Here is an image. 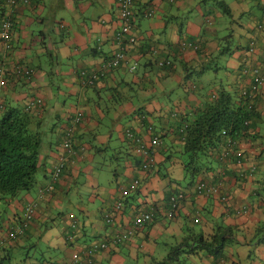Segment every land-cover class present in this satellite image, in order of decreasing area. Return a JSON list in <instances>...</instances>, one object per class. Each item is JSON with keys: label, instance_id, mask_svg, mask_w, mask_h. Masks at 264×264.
I'll return each mask as SVG.
<instances>
[{"label": "crops", "instance_id": "1", "mask_svg": "<svg viewBox=\"0 0 264 264\" xmlns=\"http://www.w3.org/2000/svg\"><path fill=\"white\" fill-rule=\"evenodd\" d=\"M222 1L230 15L213 0H134V43L119 38L117 0H29L12 10L13 50L0 47V99L6 106L29 104L40 120L42 164L34 189L8 201L0 264L22 249L29 253L21 264H72L76 253L78 264H264V85L255 118L235 139L238 160H218L209 151L199 159L206 169L194 176L182 153L186 121L222 91L239 99L252 83L244 71L264 68V31L257 28L264 0ZM9 10L0 0V19ZM188 42L197 48L186 47ZM117 53H124L119 66L85 88L81 72L100 73ZM15 67L33 73L18 78ZM76 117L73 154L54 189L41 193ZM128 129L146 145L159 136L150 159L127 140ZM135 180L138 186L123 195ZM201 182L218 194H199ZM180 193L185 199L169 216V199ZM29 204L35 205L32 224L10 240ZM151 208L152 220L136 229L133 218ZM219 228L231 229L221 256L196 251L167 261L173 248H185L201 233L212 238ZM116 236L122 241L115 242ZM106 240L110 245L96 252L94 246ZM46 250L54 258H46Z\"/></svg>", "mask_w": 264, "mask_h": 264}, {"label": "trees", "instance_id": "2", "mask_svg": "<svg viewBox=\"0 0 264 264\" xmlns=\"http://www.w3.org/2000/svg\"><path fill=\"white\" fill-rule=\"evenodd\" d=\"M213 3L224 14H231L227 5L222 0H213ZM189 44L191 47L197 48V46L189 42L184 45L190 47ZM97 80L92 85L85 84V88L93 87ZM1 104L0 201H9V199H17L21 193L32 191L37 184V175L42 164V130L40 120L31 114L29 104L23 108L20 106H6L4 101ZM256 105L257 102L250 109L248 101L242 96V92L239 99L235 100L231 94L222 91L217 96H214L202 109H199L194 115L193 120H187L184 128H180V137L184 142L182 153L188 156L186 163L187 171L190 170L195 176L206 169V167H203L199 163V159L208 154L207 152L209 151L216 153L214 156L218 160H222L224 151L221 148L225 149L227 140L235 141V139L248 131L256 115ZM40 106L43 107L41 104ZM142 120L145 121V118H142ZM246 121L250 122L249 126L245 125ZM70 126L71 124L68 127ZM125 137L127 140L133 142L137 146V149L145 153L149 159L151 158L150 152L152 153V150L160 145L159 136H154L150 141V145H146L141 136L131 129L125 132ZM155 139L159 142L157 145L152 144V141ZM235 151L230 154V157H235L238 160V156H235L237 151ZM56 183L53 184V189ZM21 218L18 220V223L21 221ZM230 230L229 228H219L218 234L212 238L206 237L201 233L193 238L192 242L188 241L185 244L186 246L184 245L185 248L183 246L173 248L168 255L167 261H176L182 254L194 253L196 251L221 256L229 243L228 234ZM102 245L107 247L110 245V241L106 240L101 245H95L96 252L104 248ZM93 251H89L88 253L92 254Z\"/></svg>", "mask_w": 264, "mask_h": 264}, {"label": "built area", "instance_id": "3", "mask_svg": "<svg viewBox=\"0 0 264 264\" xmlns=\"http://www.w3.org/2000/svg\"><path fill=\"white\" fill-rule=\"evenodd\" d=\"M5 5L10 10L7 12L8 14H3L4 16L0 19V47L4 48L6 53H10L11 50H13L12 45V29L14 25V21L12 20L10 13L12 10L17 7L19 3H22L23 5L29 4V0H4ZM117 9H118V16L121 23V29L119 31V38L121 39L125 35L127 36V39L134 43L136 41V36L134 34V27H135V10H134V0H117ZM153 15L152 12H146L147 17H151ZM259 28H264V16L262 18V22L258 25ZM191 47V45L189 44ZM254 50V49H253ZM252 50V51H253ZM124 53H117L112 58H110L106 64L104 65L103 70L100 73L93 72V73H87L85 71H82L80 74V78L82 80V84L92 85L95 80H97L99 77L103 75V71L106 69H113L119 66V64L123 61ZM159 66H163V62H158ZM136 67V64L131 65L130 70H134ZM14 76L18 78H29L33 70L29 68H22V67H15L14 70ZM244 74L249 75L251 78V86L249 88H245L242 91V96L245 98L246 101H248L249 108L252 109L254 105L256 104L260 91L264 85V68L259 67H252L249 70L244 71ZM5 73L2 69H0V90L4 88L5 86V80L2 79L4 77ZM1 97V96H0ZM1 99H0V107H1ZM41 104V101H39ZM80 122V118L77 117L72 126L65 129V138L62 143V153L60 154V160L59 164L55 166V168L52 171L51 175V182L49 185L43 190V192L52 191L53 190V184L57 182L59 179V176L62 172V170L66 166V160L68 159V154H73V136L75 131V126ZM250 122L246 121L245 125L249 126ZM128 133V132H127ZM128 135V134H127ZM130 135V134H129ZM159 142L158 140H153L152 144L157 145ZM235 151V141L227 140L226 147L224 149V156L228 157L230 156L231 152ZM236 152V151H235ZM241 152L237 151L238 158L241 157ZM139 184L138 180H135L133 184L123 191V195H128L129 190H132L133 188L137 187ZM198 193H207V194H218L217 188H210V186H207L206 183L201 182L197 186ZM185 199V196L183 193L173 195L169 199V216H173V214L178 210V208L181 205V202H183ZM121 203H117L115 206L116 212L120 211ZM35 214V206L34 205H27L25 208V212L22 215L21 221L16 225L15 228L12 229V231L9 232V238L12 240H17L24 236L25 231L28 229L29 221H32ZM153 216V209H148L146 212L141 213L140 215H136L133 218L132 223L134 224V227L137 228H143L147 225L148 222L152 220ZM111 216H106V222L111 223L112 222ZM131 233V232H130ZM116 242L122 241L121 236L115 237ZM105 247V245H102ZM81 262L80 256L76 253L73 256V262L72 264H78Z\"/></svg>", "mask_w": 264, "mask_h": 264}, {"label": "rangeland", "instance_id": "4", "mask_svg": "<svg viewBox=\"0 0 264 264\" xmlns=\"http://www.w3.org/2000/svg\"><path fill=\"white\" fill-rule=\"evenodd\" d=\"M225 20H227V22H231V20L229 18H227ZM257 28H258L259 31H264V28L263 29L259 28L258 25H257ZM227 48L228 47H226V49ZM91 91L92 90H89V96H90V94L92 95ZM103 96H104V98L107 97L106 94H103ZM38 176H39V174H38ZM9 200H11V199H9ZM74 200H76V199H74ZM8 213H10L9 206H8V200L7 201L1 200L0 201V224H2V220L6 219V216H7ZM77 216H79V215H77ZM32 222H33V220L29 221V224H32ZM0 231L2 232L3 230H0ZM31 241H30V244H34V245L37 242L36 239L31 240ZM42 246H43L42 244L39 246V249H38L39 253H41V247ZM27 253H29V252L28 251L26 252L24 249H22L19 252H16V254L12 257V260H10L9 262H6V263L7 264H21V261H24L25 263H27V260H26V258H27L26 254ZM36 253L37 252L35 251V249L31 252L32 256L34 254H36ZM54 256H55L54 251H51V250L50 251L49 250L45 251V257L46 258L51 259V258H54ZM181 260H183V258ZM184 263H187V261L186 262L184 261Z\"/></svg>", "mask_w": 264, "mask_h": 264}]
</instances>
